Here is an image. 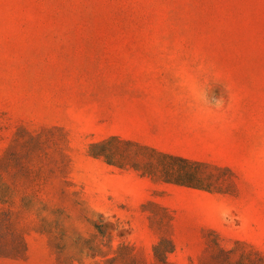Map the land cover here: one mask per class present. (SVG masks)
I'll list each match as a JSON object with an SVG mask.
<instances>
[{
  "label": "rangeland",
  "instance_id": "obj_1",
  "mask_svg": "<svg viewBox=\"0 0 264 264\" xmlns=\"http://www.w3.org/2000/svg\"><path fill=\"white\" fill-rule=\"evenodd\" d=\"M0 264H264V0H0Z\"/></svg>",
  "mask_w": 264,
  "mask_h": 264
},
{
  "label": "trees",
  "instance_id": "obj_2",
  "mask_svg": "<svg viewBox=\"0 0 264 264\" xmlns=\"http://www.w3.org/2000/svg\"><path fill=\"white\" fill-rule=\"evenodd\" d=\"M155 152H157L161 157H165L170 160H178L184 165L193 167V171H189V172L181 173L180 171H175L174 173H167V175H165L166 181H173L176 183H182V184H187V185H190V184L197 185L201 181L200 177L198 176L194 168L198 169V167L207 166L206 163L202 161H198V160L188 159V158H185L179 155H173V154H169L165 152H158V151H155ZM191 182H194V183H191Z\"/></svg>",
  "mask_w": 264,
  "mask_h": 264
}]
</instances>
